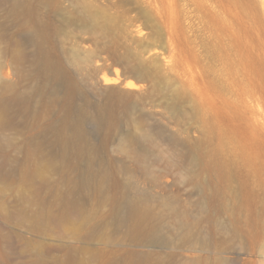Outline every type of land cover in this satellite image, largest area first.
I'll use <instances>...</instances> for the list:
<instances>
[{"label": "rangeland", "instance_id": "rangeland-1", "mask_svg": "<svg viewBox=\"0 0 264 264\" xmlns=\"http://www.w3.org/2000/svg\"><path fill=\"white\" fill-rule=\"evenodd\" d=\"M23 1L33 11L31 20L14 14L9 2H0V84H13L18 92L33 95L29 110L0 109V264H132L131 259L142 253L150 255L144 264H264V129L260 125L259 134L251 132L245 116L250 112L248 117L254 115L264 124V5L247 0L246 12L236 10L235 43L229 51L239 135L230 130L207 138L190 114L196 100L188 86V52L154 11L135 2L91 0L112 15L126 14L120 33L108 34L56 14L40 0ZM198 16L191 6L183 19L196 34L202 30ZM32 22L44 28L46 49L53 62L64 66L65 82L36 73L33 48L25 40ZM137 27L142 35L134 32ZM200 48L208 73L219 68L217 53L211 47ZM74 49L89 56L86 66L71 62ZM19 51L26 54L22 60L16 59ZM229 51L225 45L223 52ZM116 71L120 84L109 88L128 92L126 86L135 83L145 95L133 92L147 96L144 128L163 134L157 145L122 148L119 133L135 137L140 130L129 119L134 98L124 105L102 83V76L116 78ZM221 85L219 92L226 95L228 86ZM53 91L57 98L51 104ZM8 94L0 89V96ZM172 104L184 119L177 121L169 113L166 107ZM101 107H112V126L93 121ZM66 115H82L84 137L91 146L78 165L60 162L47 132L61 127ZM188 149L199 161L190 162ZM90 158L108 171L109 195L77 192L79 214L64 215L75 177L87 173L84 164ZM125 192L127 197L143 194L163 240L142 242L115 226L110 197L121 200ZM237 201L243 205L235 209ZM41 210L53 218L39 225L35 214ZM181 220L203 246L175 240ZM230 224L240 237L227 228Z\"/></svg>", "mask_w": 264, "mask_h": 264}, {"label": "bare ground", "instance_id": "bare-ground-1", "mask_svg": "<svg viewBox=\"0 0 264 264\" xmlns=\"http://www.w3.org/2000/svg\"><path fill=\"white\" fill-rule=\"evenodd\" d=\"M2 1H7L11 4V9L14 14H22L27 20H31L33 11L23 0H0V2ZM40 1L56 14L63 15L69 19L72 18L75 22L77 21L80 23V25H92V27L100 28V30L102 29L104 33L106 31L108 34L114 33L117 30L120 33V29L122 28L121 22L127 17L125 13H119L117 15L110 14L107 8L92 3L94 0L92 2L91 0ZM253 1L264 5V0ZM117 2H121L124 5L135 2L154 11L168 29L171 37L179 43L178 45L188 52V66L192 71L188 86L195 95L194 100H196V103L193 102L194 105L191 106L190 114L192 119H197L199 121L201 124V130L207 138H210L214 133L221 134L230 130L236 132L239 125L234 120L235 114L237 113V107L235 103L236 94L231 72L234 63L232 54L229 50L234 47L233 43H235V21L238 16L236 10L242 8L246 12V7L248 6L247 0H118ZM191 6H195L199 13L198 17L202 23L200 34H196L190 27H186V24L183 22V19H187L186 15ZM76 14H78V17ZM76 18L77 20H75ZM134 32L136 35H142L143 30L137 27ZM46 39L47 37L44 28L39 23L32 22L31 29H28L25 34L26 43L33 48L31 63L40 77L58 80L63 83L66 78L65 68L63 65L51 60L50 53L45 46ZM125 39L127 38L125 37ZM225 45L227 46L229 53L223 52V47H225ZM200 46L203 50L211 47L212 50L217 53L219 68L208 73V67L206 66L205 59L202 57ZM152 54L155 56L158 52L155 51L152 52ZM25 57L26 54L22 51L16 53L17 60H22ZM88 60L89 56L82 51L78 49L71 51V62L76 66H86ZM189 60L191 63H189ZM148 71L149 70H147V72ZM203 74H206V78ZM115 75L116 78H111L107 75L102 76V83L106 88L108 87L107 91L109 95L117 96L120 102L124 105H129V102L134 98V106L132 105L131 108L127 106L130 111L129 119L134 128L140 130V133L135 137L129 133L120 132L119 140L122 148L131 150L132 147H135L138 144L142 145V147L146 145H152V147L155 144L157 145L156 142H158L159 138L163 137V134L160 132H154L155 130L152 127L144 128V118H146V114L144 113L145 109H147V103L149 102H147V96L142 95H145V93H142L141 86H137L135 83H129L126 87L130 91L122 93L116 88H109L110 86L120 84L117 71L115 72ZM141 79H144V74ZM223 83H226L228 86L226 95L219 92V88H222L223 85L221 84ZM0 89L2 91H9L7 96H0V109L3 112H9L15 107L22 110H29L33 97L32 93L18 92L13 84L8 83H1ZM133 91H142V94H136ZM107 97H109L108 94ZM180 97L181 96L178 94L176 99H179ZM56 98V92L53 91L50 97V103L52 104ZM149 99L153 102L152 96ZM166 109H168L170 111L169 113H171L176 119L178 118L177 121L184 119L183 113L176 104L168 105ZM97 110L98 114L93 117V121L96 122L98 126H112L116 123L112 107H101ZM248 114L246 113L245 116L250 123V125L247 124L249 128H251L249 130L255 134H259V126H263L264 129V124H260V120H257L254 115V117H248ZM81 119L82 115L72 118L66 115L61 121V127L53 126L47 131L53 137L50 144L56 151V155L62 164L71 163L72 165H78L77 163L82 158L83 154L87 151L91 152V146L84 137L85 133ZM222 120L225 121L224 124L221 123ZM65 130H68V133H66ZM237 134L239 135V133ZM167 140L172 143V145L175 143L174 138L173 140L172 138H167ZM176 144H178L177 141ZM188 152L191 155V157H188L191 158L190 162L192 164L199 161L196 153H193L192 150L188 149L185 154L188 155ZM84 165H87L85 169L87 173H82L80 176L75 177L72 190L68 194L64 207V215L72 213L79 214L81 204L75 197L77 192L89 190V194L91 195H109L110 180L108 171L99 168L91 158L88 160L87 164L85 163ZM27 176H30V173H27ZM123 196L124 197L121 200L114 199L112 196L110 197L113 199L114 204L112 222L115 226H117V228H125L127 234L141 240L142 242L153 243L163 240L161 230L154 221L156 215L152 209L144 205L145 199L143 194H136L135 197H127L125 192L123 193ZM164 205L169 209H172L173 207L165 202ZM242 205L243 201H239L234 208L238 209ZM225 206L226 205L224 204L223 208H225ZM35 218L36 223L40 225L53 217L41 210L35 214ZM227 228H229L234 234H239L240 237V233L237 232L236 226L230 224ZM175 231L177 233L175 240L179 243L189 241L203 246L202 241H198V238L194 236L192 228H190L187 223L182 222V220L181 222H178ZM149 257V254H138L131 259V263L144 264L148 262ZM71 259L72 258L69 260ZM221 262L224 261L221 260Z\"/></svg>", "mask_w": 264, "mask_h": 264}]
</instances>
